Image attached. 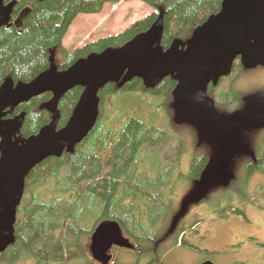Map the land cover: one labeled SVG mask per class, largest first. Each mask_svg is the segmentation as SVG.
Instances as JSON below:
<instances>
[{
    "label": "trees",
    "instance_id": "1",
    "mask_svg": "<svg viewBox=\"0 0 264 264\" xmlns=\"http://www.w3.org/2000/svg\"><path fill=\"white\" fill-rule=\"evenodd\" d=\"M122 1L141 2L154 13L120 34L99 39L73 52L65 51L62 41L77 16L97 15L105 5ZM223 1L17 0L12 20L25 8L30 12L19 29L14 26L0 29V86L6 80L14 84L30 83L51 67L52 55L54 64L59 61L56 69L65 71L90 55L121 48L155 24L162 28L160 46L164 52L175 41L182 42L180 50H184L195 29L220 12ZM175 87L172 77L163 79L153 89L134 78L124 85L108 82L99 90L97 118L87 137L71 154L63 152L60 157L47 158L26 175L24 195L16 209L14 239L0 253V264H97L88 252L90 236L97 225L107 220L117 222L122 232L135 242L133 252H118L127 257L126 262L112 264H167L168 249L163 250L165 240L151 239L148 234L154 229L152 221L133 222V208L145 195L146 201H166L156 191L148 192L149 183L133 185L130 180L136 177L133 171H148L158 161L150 152H162L163 146L171 140L176 141L179 155L186 147L185 134L179 129L185 125L176 123L172 109ZM215 88L208 87L207 101L219 115L228 118L235 111H231L232 106L225 108L212 101ZM229 89L233 101L240 96L234 84ZM82 92L83 88L75 87L60 99L57 130L67 124ZM226 94L227 91L220 92V97ZM50 99L51 94L45 93L7 111V118L21 112L25 114L18 140L37 135L51 123L53 116L42 109ZM207 163L206 155L194 157L189 171H201ZM245 163L248 171L254 167L264 168V156L247 157ZM166 167V171L174 170L172 164ZM235 186L233 181L223 192L228 193ZM235 191L244 195L238 186ZM125 198H130V203L121 205ZM154 201L151 202L153 211L163 214L158 208L159 202ZM232 207L230 205L228 210ZM227 212L230 211L222 210L220 217H225ZM137 231L142 232L139 237ZM176 244L177 241L172 240L170 248Z\"/></svg>",
    "mask_w": 264,
    "mask_h": 264
},
{
    "label": "water",
    "instance_id": "2",
    "mask_svg": "<svg viewBox=\"0 0 264 264\" xmlns=\"http://www.w3.org/2000/svg\"><path fill=\"white\" fill-rule=\"evenodd\" d=\"M16 0H0V29L20 28L30 12L23 9L12 22ZM162 28L153 25L119 49H106L75 62L65 71L53 66L30 83L6 80L0 86V253L13 242L16 209L23 194L26 175L45 159L71 154L92 130L98 114L97 93L108 82L124 85L134 78L153 89L163 79L172 77L176 87L172 92V109L178 124L197 129L199 141L218 140L220 158L218 174L228 171L233 146L248 152L241 135L243 125L252 130L264 129V92L251 95L245 107L225 118L207 101L210 85L228 77L239 61L244 70L264 68V0H224L221 10L195 29L180 50L182 42L175 41L167 51L160 46ZM75 87L83 88L81 97L61 130L56 129L57 105ZM50 93L51 99L42 109L53 115L49 125L27 140H18L25 114L6 118L33 98ZM235 147V146H234ZM113 247L133 250L134 246L121 233L115 221L97 225L88 246L91 258L98 264H108ZM202 264H212L205 262Z\"/></svg>",
    "mask_w": 264,
    "mask_h": 264
},
{
    "label": "rangeland",
    "instance_id": "3",
    "mask_svg": "<svg viewBox=\"0 0 264 264\" xmlns=\"http://www.w3.org/2000/svg\"><path fill=\"white\" fill-rule=\"evenodd\" d=\"M152 12L151 9L147 8L141 2L122 1L116 5L104 6L102 12L97 15H79L68 29L62 41V47L67 52H73L99 39L120 34L132 24L138 22ZM56 64L58 63L56 62ZM238 67L239 64L236 63L231 76L223 78L220 81V84L215 88L218 93L229 89L231 84H234L243 96L264 88V71L255 70L241 74ZM179 129L186 137L185 152L184 149H181L182 153L179 155L176 150L178 147L176 141L171 140L163 146L162 152H150L151 155H155L158 158V161L154 163L155 165L148 171H166V166L168 164L174 165L173 171H180V169L181 171H189L192 159L202 155H207L208 157L206 168H215L219 160V143L215 140L208 139L198 143L197 130L192 126H181ZM260 135L261 134L258 133L251 136L246 134L247 145L253 147L255 143H257L256 141H258ZM246 160L247 157L244 156H233L232 162L229 163V168L233 167L232 169L237 171L235 182L238 187L241 186V184H245L243 181L246 178V173L244 171L247 169L244 168L247 165V163H245ZM258 179L259 178L250 177L249 183L246 184V188H248L249 184V189L251 191L257 189L260 183ZM186 190L187 192L191 190V184H189V182L185 183L183 188L180 186L178 190H176L175 195H180L182 193L185 195L187 193L185 192ZM235 192V195L232 196V200L235 202L231 204L233 205L232 209H235L234 205L237 209L243 207L242 205L247 206L249 204L247 201L248 197L241 195L240 191ZM243 192L245 194L244 190ZM175 195L172 201V213L174 212L176 214L181 209V201L180 197ZM225 198L226 197L221 196V199ZM250 200L253 202L255 201L254 198ZM223 206L224 211H230L228 210L227 204H223ZM262 206V211L254 207L244 208L247 218L237 215H230L225 219L216 220L205 218L200 229L203 228V230L207 231L205 237L198 243L200 250L194 252L183 251V248L177 249V246L170 248L172 244L169 243L165 246V249H168L167 252H169L170 257H167L165 262L169 264V261L171 263L173 260V263L196 264L208 254V257L214 260L216 264L263 263L264 204ZM189 210L192 211V206H189ZM199 210L202 211V214H208L210 212L208 209ZM167 224H165L163 228L165 227L166 229ZM150 232L152 234L153 229L150 230ZM118 254L122 257V262H126L127 257H124V255L120 253Z\"/></svg>",
    "mask_w": 264,
    "mask_h": 264
},
{
    "label": "flooded vegetation",
    "instance_id": "4",
    "mask_svg": "<svg viewBox=\"0 0 264 264\" xmlns=\"http://www.w3.org/2000/svg\"><path fill=\"white\" fill-rule=\"evenodd\" d=\"M255 70L264 71V68L258 67L253 70H244L241 66L239 67V71L241 74L244 72L246 73L248 71ZM232 73L233 72H231V74ZM226 91V97H220V92L218 93L215 90V93H213L214 97L212 98V101L221 107L224 106L225 108H229L232 106L231 111L237 112L245 107L246 102L251 95L259 91L264 92V88L255 90L246 96L239 94L240 96H238L237 99L235 98L234 101L230 97V89H227ZM231 100L233 101V105L231 104ZM243 126L244 127L241 130V135L244 136L243 140L245 146L248 148V152H241L236 148V145H234L235 147L233 146V149L231 150V158H233V156L239 155L249 158L264 156V129L252 130L247 124ZM257 133L261 134L258 141H256L257 143H255L253 147L251 145L248 146L246 142V134L251 136ZM203 140L205 139H202L201 141H199L198 139V143H201ZM215 141L218 142V140ZM218 143L219 145H221L220 142ZM220 149L221 148L219 147V158ZM232 168L233 167H230L228 171H221V175H219L218 171H216L217 165L213 169H207L205 167L201 171H195L194 173H192L191 171H181V169L180 171H133L136 176L130 180L133 185H138L142 182H144V184L149 183L150 186H148L147 188L149 189L148 192H150L152 189V191H156L166 201L165 203H161L153 198L156 202H159V210L164 211L163 214H158L157 212L153 211V208L151 206V202L153 200L146 201L144 197L147 196L145 195L143 197V201L136 202V205L133 208L135 214V216H133V222L147 224L148 222L152 221V223L154 224V229L152 234L151 232H149L148 234H150L151 239H160L162 241L165 240L163 244V250H165V246H167L169 243L172 244V240H174L177 241V249L183 248V251L188 252L199 251L200 249L198 247V243L201 241V239L205 237V233L207 231L203 230V228L200 229L205 218H210L213 220L225 219L230 215H237L240 217L247 218L245 214V209H247L248 207H254L262 211V205L264 204V168L260 167L259 169H256V167H254L250 171L245 169L246 178L243 181L245 182V184H241V186H239L245 191L244 196L248 197L247 201L249 202V204L247 206L242 205L243 207H240L238 209L234 205L235 209H231L230 212H227L225 217H220V213L222 212V210H224L223 204H227L229 207V205L235 203L232 200V196L235 195L234 190L236 187L233 188V190L228 191V193L223 192L224 189H227L229 186H232L233 181H236L235 179L237 177V171ZM250 177L259 178L258 180L260 181V183L258 184V188L254 191H251L249 189V184L248 188H246V184L249 183ZM187 182L191 184V190H188L189 192H187L186 190L185 192L187 193L185 195L183 193L180 195H175L176 190H178L180 186L183 188L185 186V183ZM151 184L154 185L151 186ZM174 195L180 197L181 201V209L176 214L174 212L172 213V201ZM221 196H224L226 198L221 199ZM251 198H254L255 201H251ZM122 200L123 201H121V205H127L130 203V198H125ZM189 206H192V211L189 210ZM199 209H208L210 212L208 214H202V211ZM165 224H167L166 229L165 227L163 228ZM141 234L142 232H136L137 237H139ZM124 236L128 238L131 243L133 242L132 244L135 245V242L133 241V239H131L132 237L130 235L124 234ZM118 250L121 249L112 248V250L110 251L111 261L109 264L118 261L122 262V257L118 254ZM167 257H170L169 252L167 253L165 260H167ZM205 262H211L212 264H216L214 260L208 257V254H206V256L196 264H202ZM179 263L180 262L173 263V260L171 261V263L169 261V264ZM260 264H264V262Z\"/></svg>",
    "mask_w": 264,
    "mask_h": 264
},
{
    "label": "bare ground",
    "instance_id": "5",
    "mask_svg": "<svg viewBox=\"0 0 264 264\" xmlns=\"http://www.w3.org/2000/svg\"><path fill=\"white\" fill-rule=\"evenodd\" d=\"M141 187V186H140ZM132 188V187H131ZM140 192V191H139ZM132 195H134V194H132ZM154 201V200H153ZM160 201V200H159ZM100 214V213H99Z\"/></svg>",
    "mask_w": 264,
    "mask_h": 264
}]
</instances>
